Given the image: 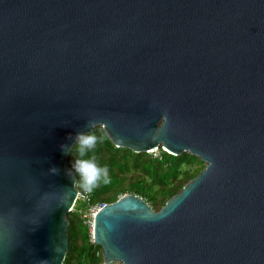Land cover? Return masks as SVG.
<instances>
[{"label": "water", "instance_id": "obj_1", "mask_svg": "<svg viewBox=\"0 0 264 264\" xmlns=\"http://www.w3.org/2000/svg\"><path fill=\"white\" fill-rule=\"evenodd\" d=\"M90 119L205 163L159 210L105 203L99 264H264V0H0V264H63Z\"/></svg>", "mask_w": 264, "mask_h": 264}, {"label": "trees", "instance_id": "obj_2", "mask_svg": "<svg viewBox=\"0 0 264 264\" xmlns=\"http://www.w3.org/2000/svg\"><path fill=\"white\" fill-rule=\"evenodd\" d=\"M95 132L103 139L89 156L108 167L111 183L98 185L88 193V199L77 198L67 213L68 249L63 264H99L103 261L102 247L92 241L90 225L82 218L89 207L113 202L124 193H134L144 198L152 209L159 210L205 166L197 156L186 151L174 155L159 146L152 152H134L115 146L101 126H97ZM76 155L75 151L68 155L69 166ZM76 187L84 193L77 184Z\"/></svg>", "mask_w": 264, "mask_h": 264}, {"label": "clouds", "instance_id": "obj_3", "mask_svg": "<svg viewBox=\"0 0 264 264\" xmlns=\"http://www.w3.org/2000/svg\"><path fill=\"white\" fill-rule=\"evenodd\" d=\"M99 124L94 120H88L85 127L90 131L76 132L74 137H70L73 139L70 146L60 145L61 151L66 155H73L74 151L77 153L65 174L72 180L73 185L77 184L85 193L92 192L101 183L104 185L111 183L108 167L100 165L94 156H89L97 143L103 139L95 132ZM49 171L58 174L59 169L52 167Z\"/></svg>", "mask_w": 264, "mask_h": 264}, {"label": "built area", "instance_id": "obj_4", "mask_svg": "<svg viewBox=\"0 0 264 264\" xmlns=\"http://www.w3.org/2000/svg\"><path fill=\"white\" fill-rule=\"evenodd\" d=\"M77 198L88 199V193L78 192ZM104 205H105V203H99V204L93 205V206L89 207L88 210L82 214V218L84 219V221L88 225H90L91 231H92V226H93V218H94L96 212Z\"/></svg>", "mask_w": 264, "mask_h": 264}, {"label": "rangeland", "instance_id": "obj_5", "mask_svg": "<svg viewBox=\"0 0 264 264\" xmlns=\"http://www.w3.org/2000/svg\"><path fill=\"white\" fill-rule=\"evenodd\" d=\"M154 151H156V150H154Z\"/></svg>", "mask_w": 264, "mask_h": 264}]
</instances>
